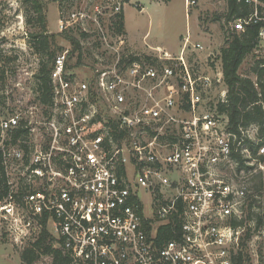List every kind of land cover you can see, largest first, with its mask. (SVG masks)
I'll use <instances>...</instances> for the list:
<instances>
[{
    "label": "built area",
    "instance_id": "obj_1",
    "mask_svg": "<svg viewBox=\"0 0 264 264\" xmlns=\"http://www.w3.org/2000/svg\"><path fill=\"white\" fill-rule=\"evenodd\" d=\"M253 19L264 20V13L237 19L235 29ZM98 24L90 78L69 72V50L60 53L51 72L53 102L40 126L27 120L28 136L6 144L21 116L0 121L9 187L0 220L8 235L34 244L47 229L66 264H235L243 234L235 222L252 176L239 171L234 153L242 140L228 115L206 100L216 81L226 87L218 101L226 102L223 70L214 79L197 72L184 56L187 47L177 57L164 52L158 63L130 61L125 38ZM37 129L39 138L30 140ZM241 152L246 165L257 161L264 169L249 148ZM34 264H55L54 255Z\"/></svg>",
    "mask_w": 264,
    "mask_h": 264
},
{
    "label": "rangeland",
    "instance_id": "obj_2",
    "mask_svg": "<svg viewBox=\"0 0 264 264\" xmlns=\"http://www.w3.org/2000/svg\"><path fill=\"white\" fill-rule=\"evenodd\" d=\"M190 1L195 2L188 4V0H42L47 18L46 33L52 41V50L57 55L69 50L66 62L68 71L81 78H90L97 64L96 55L100 52L97 32L99 22L113 38L119 35L125 38L129 58L138 56L145 61L158 63V60H161L159 56L164 54L161 51L176 50L171 56L177 57L183 54L182 50L187 47L184 52L186 60L197 72L211 75L214 79L217 73L223 70L221 48L226 45L227 37L235 29L236 19L228 20V0ZM117 4L121 7L119 11L115 9ZM260 4L264 13V4ZM120 12L125 16L122 32L117 30L115 24L116 14ZM73 13H76L74 18ZM38 16L29 0H0V121L19 113L22 122L29 120L35 126H40L47 114L48 107L37 99L35 93L34 74L40 66V61L48 59L47 55L36 53L32 46V33L43 30L39 25ZM95 17L98 21L92 19ZM67 18H73L74 21L70 19L72 23L62 27L61 20L66 21ZM82 32H85L86 36H83ZM68 35L80 39V49L75 50L76 47L66 38ZM198 43L202 44L204 49L195 47ZM158 46L163 49L156 48ZM148 56L151 58L148 59ZM111 58L109 57V62ZM259 58L264 59V36H261L259 46L245 58L240 72L256 80L252 66ZM163 62L169 63L168 60ZM225 88V85L214 81L206 100L218 104ZM38 132V129L33 132L29 136L30 140L38 139ZM247 135L256 143L261 141L256 126H250ZM253 164L249 172L244 171L242 174L252 176L249 198L242 217L245 222L241 226L242 240L249 228L252 236L244 247L243 264H264V218L260 225H257L256 219L246 220L252 202L256 201L252 209L259 215L264 214V169L257 161L250 163ZM1 172L0 167V174ZM260 172L262 186L258 188L261 178L256 175ZM4 188L0 181V204L9 199L8 194L1 199ZM148 210H151L150 205ZM31 245L32 239H27L24 244H17L8 235L7 224L0 220V264H24L21 254Z\"/></svg>",
    "mask_w": 264,
    "mask_h": 264
},
{
    "label": "trees",
    "instance_id": "obj_3",
    "mask_svg": "<svg viewBox=\"0 0 264 264\" xmlns=\"http://www.w3.org/2000/svg\"><path fill=\"white\" fill-rule=\"evenodd\" d=\"M29 1H31L33 8L39 14V25L43 28V30L32 33L33 49L40 55L44 54L48 56L47 60L43 59L40 61V66L34 74L35 93L37 99L48 107L53 102L51 72L57 54L52 50V41L50 40V36L46 33L47 18L44 13V3L42 0ZM259 1L264 4V0ZM256 10L261 14L263 10L262 4H256L253 1L247 0H228V20L248 18L252 16ZM116 16L117 19L115 24L117 30L122 32L125 25L124 13L120 12L116 14ZM263 28L264 20L255 21L253 19L245 24L244 30L234 29L227 37L226 45L221 48L222 67L228 91L226 102L219 101L218 109L221 113L228 115L230 131L236 134L239 140H242L239 152L234 153V157L239 161V171L244 168L249 172L250 169L253 168V166L245 164L246 158L241 152L243 147L249 148L252 157L264 161V156L258 155L259 147L264 145V59L259 58L252 66V72L255 73L257 77L256 80L251 76L243 75L240 72V67L245 58L259 46L261 42L260 32ZM82 35L86 36V33L82 32ZM66 38L76 47L75 50L81 48V42L78 37L68 35ZM135 58L137 57L132 56L129 60L131 61ZM150 58L151 56H148V59ZM79 59L81 60V55L79 56ZM26 124L27 122L23 121L21 127L9 132L5 143L17 144L20 139H25L29 134V129L26 127ZM250 126H256L259 129L260 142L256 143L255 140L244 133ZM20 145L26 148V145L23 142L20 143ZM0 167L1 169L3 168L1 151ZM257 176L261 178V182L257 186L260 188L262 186V173H258L256 177ZM0 181L5 186L1 195L2 199L9 191L5 173L1 172ZM255 202H252L249 205V212L246 220L256 219L258 223L257 225H260L264 218V214L259 215V213H256L252 209ZM244 222L245 219H240L235 222V225L242 226ZM251 236L252 232L251 228H249L241 241V249L236 256L235 264H243L244 247L246 241L250 239ZM42 254H53L55 264H66L68 261V257L64 256L61 249L53 248L52 237L47 229L43 231L40 239L22 252L21 259L24 264H34Z\"/></svg>",
    "mask_w": 264,
    "mask_h": 264
},
{
    "label": "crops",
    "instance_id": "obj_4",
    "mask_svg": "<svg viewBox=\"0 0 264 264\" xmlns=\"http://www.w3.org/2000/svg\"><path fill=\"white\" fill-rule=\"evenodd\" d=\"M156 48H161V49H163L162 47H156ZM180 51H181V49H180ZM163 52H168V53H170L171 55H174L175 54V52H177L176 50L174 51V50H170V51H167V50H165V51H161V53H163ZM179 54V53H178Z\"/></svg>",
    "mask_w": 264,
    "mask_h": 264
}]
</instances>
